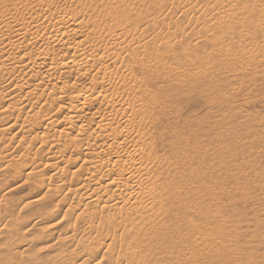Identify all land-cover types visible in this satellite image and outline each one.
<instances>
[{"label": "bare ground", "instance_id": "obj_1", "mask_svg": "<svg viewBox=\"0 0 264 264\" xmlns=\"http://www.w3.org/2000/svg\"><path fill=\"white\" fill-rule=\"evenodd\" d=\"M241 93L264 98V0H0V164L29 185L0 264H224L212 144Z\"/></svg>", "mask_w": 264, "mask_h": 264}, {"label": "rangeland", "instance_id": "obj_2", "mask_svg": "<svg viewBox=\"0 0 264 264\" xmlns=\"http://www.w3.org/2000/svg\"><path fill=\"white\" fill-rule=\"evenodd\" d=\"M226 75H222L223 82L214 79L219 83L221 94L227 90ZM246 95L241 93L230 102L229 110L233 117L221 114L226 125L220 126L215 114L216 134L212 151L215 159L221 153L225 155L223 163L216 159L214 164L215 172L224 176L215 186V194L219 192L222 196L218 202L225 204L228 215L227 228L219 232L226 234L228 248L224 264H264V98L258 100L259 95ZM260 119L262 123L258 122ZM249 127L254 128V132ZM32 150V147L27 149ZM44 150L38 151L35 157L44 155ZM6 151L11 152V147ZM3 165L0 164V196L18 201L26 196L29 191L26 186L29 185L7 193L23 181L20 177L10 178L11 168L2 170ZM49 172L50 169H44L41 175ZM33 243L31 252L38 253L37 249L43 246L44 241ZM60 246L64 244L58 245L59 250Z\"/></svg>", "mask_w": 264, "mask_h": 264}]
</instances>
